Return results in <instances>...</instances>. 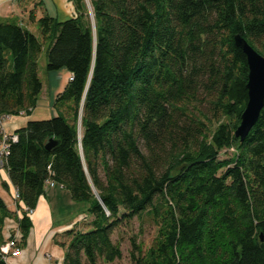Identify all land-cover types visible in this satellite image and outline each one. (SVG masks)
Instances as JSON below:
<instances>
[{"label":"trees","instance_id":"obj_1","mask_svg":"<svg viewBox=\"0 0 264 264\" xmlns=\"http://www.w3.org/2000/svg\"><path fill=\"white\" fill-rule=\"evenodd\" d=\"M69 2L71 17L43 13L36 33L0 21V118L35 108L44 44L45 70L70 77L52 117L6 134L17 213L0 198V246L5 218L25 245L51 181L87 203L54 239L62 264H112L133 220L154 235L129 238V264H264V105L240 141L248 67L233 43L264 56V0Z\"/></svg>","mask_w":264,"mask_h":264},{"label":"crops","instance_id":"obj_2","mask_svg":"<svg viewBox=\"0 0 264 264\" xmlns=\"http://www.w3.org/2000/svg\"><path fill=\"white\" fill-rule=\"evenodd\" d=\"M50 1L52 2L53 13H50L45 6L46 0H0V21L15 20L31 32L36 33V20L43 13H48L59 21L71 17L73 8L69 0ZM67 77L68 72L64 69L46 74L45 80L41 81L42 90L38 100L41 98L47 103L49 107L47 114L49 115L36 118L46 119L55 114L53 101L56 94L67 81ZM29 119L27 116L20 115L1 117V133L11 134L15 129L23 126ZM15 193L16 191L8 179L6 169L0 161V198L8 211L12 213H17ZM61 211L66 212L62 215ZM83 214H86V212L82 211L79 206H76L65 189L57 186H47L44 193L38 198L36 206L29 213L31 226L25 245L20 248L18 256L8 257L5 260L6 263L62 264L64 249L57 245L54 239L56 237L60 239L62 232L70 228ZM18 232L15 220L5 218L2 227V241L4 242L10 234L15 235Z\"/></svg>","mask_w":264,"mask_h":264},{"label":"water","instance_id":"obj_3","mask_svg":"<svg viewBox=\"0 0 264 264\" xmlns=\"http://www.w3.org/2000/svg\"><path fill=\"white\" fill-rule=\"evenodd\" d=\"M233 43L245 56L248 67L245 85L247 100L240 115V122L234 131V136L243 141L256 123L264 105V56L251 47L239 34L233 36ZM55 144V140L49 139L44 148L50 149Z\"/></svg>","mask_w":264,"mask_h":264},{"label":"rangeland","instance_id":"obj_4","mask_svg":"<svg viewBox=\"0 0 264 264\" xmlns=\"http://www.w3.org/2000/svg\"><path fill=\"white\" fill-rule=\"evenodd\" d=\"M45 6L48 8V11L50 13H53L52 2L50 0H46ZM72 13H73V11H72ZM45 62H46V55H45V44H44V48L40 52V54L38 56V60H37L38 75H39L41 81H44L46 74L49 73L45 70ZM66 79L68 80L69 76ZM48 110H49V107H48L47 103L40 98L30 115H20V116H27L30 119H38L36 117H43V116L49 115V114H47L49 112ZM15 116H19V115H15ZM230 153H231V150L226 151V152H221L220 157L223 158ZM75 204H76V206H79L82 211L87 212L86 211L87 210V208H86L87 203L86 202H75ZM65 212L66 211H63L62 215H64ZM62 217H64V216H62ZM153 235H154V231L152 228L146 227L143 231H141L137 227V223L134 220L131 221L130 223H127V224L124 223V224L120 225V227L114 232L112 239L115 240L117 237H122L121 244H120L122 255H121L120 259L115 260L112 264H129L128 251L130 250V243H129L130 237H134L136 239L135 240L136 243L141 244L143 246V248H145V247H148L150 245L151 240L153 238Z\"/></svg>","mask_w":264,"mask_h":264},{"label":"built area","instance_id":"obj_5","mask_svg":"<svg viewBox=\"0 0 264 264\" xmlns=\"http://www.w3.org/2000/svg\"><path fill=\"white\" fill-rule=\"evenodd\" d=\"M11 138L13 140L16 139V137L14 135ZM6 154H7V136H6V134L1 133V124H0V161L1 162L3 161ZM47 184H48V186H53V183L51 181L50 182L48 181ZM14 197L15 198L17 197L16 193H15ZM28 213H30V212H28ZM19 240H20L19 232L13 236H11V234H10L5 239L3 244L0 246V251L3 254V257L5 260L8 257H15V256H18L20 254V248L17 246Z\"/></svg>","mask_w":264,"mask_h":264}]
</instances>
